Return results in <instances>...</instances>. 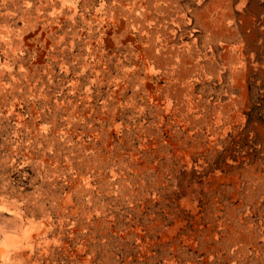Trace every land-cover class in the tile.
I'll list each match as a JSON object with an SVG mask.
<instances>
[{"label": "rangeland", "instance_id": "1", "mask_svg": "<svg viewBox=\"0 0 264 264\" xmlns=\"http://www.w3.org/2000/svg\"><path fill=\"white\" fill-rule=\"evenodd\" d=\"M0 264H264V0H0Z\"/></svg>", "mask_w": 264, "mask_h": 264}]
</instances>
